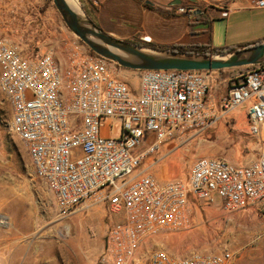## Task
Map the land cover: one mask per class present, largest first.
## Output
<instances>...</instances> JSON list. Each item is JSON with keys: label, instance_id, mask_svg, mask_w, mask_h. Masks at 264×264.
I'll return each instance as SVG.
<instances>
[{"label": "built area", "instance_id": "built-area-1", "mask_svg": "<svg viewBox=\"0 0 264 264\" xmlns=\"http://www.w3.org/2000/svg\"><path fill=\"white\" fill-rule=\"evenodd\" d=\"M253 5L264 9V0ZM242 68L228 77L137 71L132 86L119 78L118 66L74 36L63 54L49 48L37 57L0 39V91L10 107V130L52 193L56 216L102 205L115 217L94 264H236L229 249L179 256L153 248V241L190 227L189 195L225 213L264 208V63ZM234 111L242 112L245 134L259 147L254 162L200 157L186 183L159 182L148 172L158 160H147L163 145Z\"/></svg>", "mask_w": 264, "mask_h": 264}, {"label": "rangeland", "instance_id": "rangeland-1", "mask_svg": "<svg viewBox=\"0 0 264 264\" xmlns=\"http://www.w3.org/2000/svg\"><path fill=\"white\" fill-rule=\"evenodd\" d=\"M234 7L238 9L240 4ZM240 15L247 20V26L231 23L227 34L218 28L214 48L264 43V9L253 8ZM73 36L52 0H0V39L17 45L23 55L27 52L37 57L47 45L64 50L65 42ZM120 69L119 78L136 86L138 72ZM242 70L216 72L219 77H228ZM10 117V107L0 91V216L12 218L13 223L10 221L8 227L24 235L22 242L29 247L28 261L94 264L111 219L115 217L109 219L102 205H89L68 217H57L54 197L34 176L25 148L10 130ZM233 117L234 114H228L207 134L180 143L175 154L160 149L158 162L148 172L154 176L162 171L160 176L165 180L185 178L193 155L200 151L225 158L232 156L236 149L243 156L252 153L256 143L245 134L243 115L238 117L235 127ZM217 125L219 128L225 125L222 135L212 134ZM219 204L217 199L215 205ZM153 248L179 256L229 249L236 254V264H264V209L225 213L217 207L206 206L205 213L193 212L187 230L160 234L154 239Z\"/></svg>", "mask_w": 264, "mask_h": 264}, {"label": "crops", "instance_id": "crops-1", "mask_svg": "<svg viewBox=\"0 0 264 264\" xmlns=\"http://www.w3.org/2000/svg\"><path fill=\"white\" fill-rule=\"evenodd\" d=\"M77 1L81 9L84 7L92 21L108 35L122 41L150 43L164 47L173 45L201 46L209 44L210 48H214L212 44L218 28H223L227 34L231 23H245L244 26H247V20L243 19L240 14L249 12L253 8L259 9L253 5V1L255 0ZM236 3L240 4L238 9L234 7ZM217 22H220V24L216 25ZM208 26L210 28L209 34L207 31ZM47 47V49L52 48L57 55L63 54L64 50L60 47H51V45H47ZM24 56L32 57V54L26 52ZM231 113L234 114L231 121L234 123L233 127H235L238 117L242 115V112L234 111ZM215 128L216 130L212 131V134L216 136L222 135L225 130V125L223 128H219L218 125ZM209 129L189 132L181 142L176 141L165 144L161 149L166 150L165 153L173 151V154H175L179 150L180 143L193 141ZM253 149L252 153L244 156L240 154L239 149H236L235 153H232L233 155L229 156V158L221 157L220 154L209 155L206 151H200L193 155L192 158L194 160L190 164L187 176L179 179L185 183L187 182L192 164L200 157L223 158L235 165L250 164L257 159L259 154L257 144ZM158 154L149 158L147 161L152 158H157ZM196 155L199 157H196ZM161 174L162 171L154 174V177L159 182L168 181L163 179L160 176ZM188 200L193 206L194 214L198 211L205 213L206 206L202 202L194 200L190 195L188 196ZM10 221L13 223V219L9 218V216H0V264H39V262H30L27 260L29 247L22 242L24 235L10 229L8 227ZM12 223L11 225L13 226ZM35 248L38 251V247Z\"/></svg>", "mask_w": 264, "mask_h": 264}, {"label": "water", "instance_id": "water-1", "mask_svg": "<svg viewBox=\"0 0 264 264\" xmlns=\"http://www.w3.org/2000/svg\"><path fill=\"white\" fill-rule=\"evenodd\" d=\"M78 6L67 0H52L66 28L91 52L132 71L181 70L222 71L264 63V43L222 54H193L142 47L116 39L99 28Z\"/></svg>", "mask_w": 264, "mask_h": 264}, {"label": "trees", "instance_id": "trees-1", "mask_svg": "<svg viewBox=\"0 0 264 264\" xmlns=\"http://www.w3.org/2000/svg\"><path fill=\"white\" fill-rule=\"evenodd\" d=\"M82 9H83L84 13L90 18V15L86 11V9L84 7H82ZM209 30H210V28L208 26V29H207L208 34H209ZM130 43L135 44V45H139V46H142V47L161 49V50H172V51L181 52V53H193V54H222V53H227V52L233 51L235 49H239V48L255 45V44H248V45H244V46H239L237 48H227V47H224V48H210L209 44L201 45V46L200 45H198V46H178V45H173V46H169V47H164V46H157V45L150 44V43H140V42H130ZM91 53L94 54L93 52H91Z\"/></svg>", "mask_w": 264, "mask_h": 264}, {"label": "bare ground", "instance_id": "bare-ground-1", "mask_svg": "<svg viewBox=\"0 0 264 264\" xmlns=\"http://www.w3.org/2000/svg\"><path fill=\"white\" fill-rule=\"evenodd\" d=\"M70 4L74 5L75 7L78 6L76 0H67Z\"/></svg>", "mask_w": 264, "mask_h": 264}]
</instances>
